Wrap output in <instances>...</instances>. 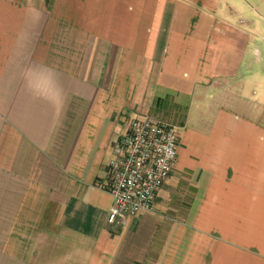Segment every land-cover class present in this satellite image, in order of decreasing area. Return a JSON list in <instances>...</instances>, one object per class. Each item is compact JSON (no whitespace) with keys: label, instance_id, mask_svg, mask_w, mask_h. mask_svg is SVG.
I'll return each instance as SVG.
<instances>
[{"label":"crops","instance_id":"crops-1","mask_svg":"<svg viewBox=\"0 0 264 264\" xmlns=\"http://www.w3.org/2000/svg\"><path fill=\"white\" fill-rule=\"evenodd\" d=\"M144 117L176 162L110 228ZM0 264H264V0H0Z\"/></svg>","mask_w":264,"mask_h":264},{"label":"built area","instance_id":"built-area-1","mask_svg":"<svg viewBox=\"0 0 264 264\" xmlns=\"http://www.w3.org/2000/svg\"><path fill=\"white\" fill-rule=\"evenodd\" d=\"M178 154L175 126L149 117L133 120L113 147L105 190L112 197L106 225L125 226L130 217L153 208Z\"/></svg>","mask_w":264,"mask_h":264}]
</instances>
